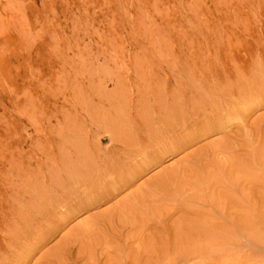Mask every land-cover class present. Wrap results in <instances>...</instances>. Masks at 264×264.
I'll use <instances>...</instances> for the list:
<instances>
[{
	"label": "rangeland",
	"instance_id": "1",
	"mask_svg": "<svg viewBox=\"0 0 264 264\" xmlns=\"http://www.w3.org/2000/svg\"><path fill=\"white\" fill-rule=\"evenodd\" d=\"M247 133L264 142V0H0V264H46L152 184L246 157ZM262 234L222 264H264Z\"/></svg>",
	"mask_w": 264,
	"mask_h": 264
},
{
	"label": "bare ground",
	"instance_id": "2",
	"mask_svg": "<svg viewBox=\"0 0 264 264\" xmlns=\"http://www.w3.org/2000/svg\"><path fill=\"white\" fill-rule=\"evenodd\" d=\"M210 111L209 119L204 118L209 122L199 128L205 133L228 122L226 117L214 114L213 109ZM246 135L242 136L246 157H234L227 164L213 162L216 165L212 168H203L174 189H168L171 180L152 184L146 190L148 198L118 203L96 218L103 223L99 230L96 222H84L82 232L50 254L46 264H64L58 259L62 252L71 264H78L79 259L84 260L83 264H222L232 251L244 248L238 237L253 235L260 241L256 236L264 233V142H253ZM231 141L203 148L198 157L217 159V154L229 151ZM110 166L115 174V168ZM108 172L105 170L104 175L111 176ZM129 180L128 174H118L103 185ZM247 184L252 189L246 188ZM99 189L97 186L88 193ZM174 216L177 217L172 219ZM84 234H90L92 239L85 235V245L76 246ZM74 245L78 247L75 255ZM220 253L223 257H219Z\"/></svg>",
	"mask_w": 264,
	"mask_h": 264
}]
</instances>
